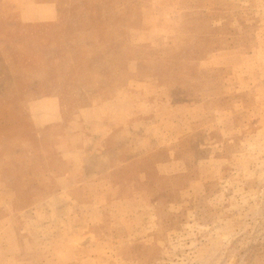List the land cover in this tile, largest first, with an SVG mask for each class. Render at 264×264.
Masks as SVG:
<instances>
[{
  "label": "rangeland",
  "instance_id": "374dc122",
  "mask_svg": "<svg viewBox=\"0 0 264 264\" xmlns=\"http://www.w3.org/2000/svg\"><path fill=\"white\" fill-rule=\"evenodd\" d=\"M0 264H264V0H0Z\"/></svg>",
  "mask_w": 264,
  "mask_h": 264
},
{
  "label": "crops",
  "instance_id": "0c3cea01",
  "mask_svg": "<svg viewBox=\"0 0 264 264\" xmlns=\"http://www.w3.org/2000/svg\"><path fill=\"white\" fill-rule=\"evenodd\" d=\"M56 18L60 21V24L54 25L56 23ZM36 19L48 25H40L39 28H37L38 30L40 29V33L36 41L33 43L26 42V44L24 43L19 46L21 50L24 48L23 51L27 57L36 55V52H42L51 48H60L64 45L66 38L64 19L56 15L41 16ZM93 39L100 40L105 39V37L95 32ZM17 102L16 100V103ZM4 103L5 105L12 104L8 103L6 99ZM28 108L34 123L38 127H45L62 120V103L59 97L45 96L41 99L32 101Z\"/></svg>",
  "mask_w": 264,
  "mask_h": 264
}]
</instances>
